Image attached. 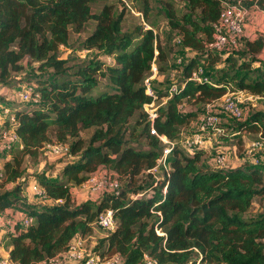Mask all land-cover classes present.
<instances>
[{"label":"trees","instance_id":"16d2710c","mask_svg":"<svg viewBox=\"0 0 264 264\" xmlns=\"http://www.w3.org/2000/svg\"><path fill=\"white\" fill-rule=\"evenodd\" d=\"M97 1L103 4L93 13ZM183 1V13L166 2L168 25L174 41L181 40V47L196 53L198 60L184 67L180 92L150 122L143 108L153 99L144 81L153 62L162 73L168 61L155 24L145 21L153 12L151 0H132L147 27L132 32L123 31L124 13L111 0H0V91L15 82L22 85L23 75L18 74L27 59L41 72L25 81L35 86L39 103L10 107L20 146L12 148L13 156L3 165L2 184L14 187L0 193V214L14 209L33 218L27 230L4 235L14 264H37L66 252L77 235L91 236L99 216L109 210L116 228L100 244L103 254L119 255L122 264H145V256L157 264H264V206L255 218H245L256 198L264 201L259 168L206 166L204 150L189 154L175 145L167 159L169 172H151L167 147L152 128L169 142H178L197 116L182 111L186 102L206 106L228 90L264 97V61L258 57L264 36L241 37L240 47L226 58L205 50L225 1L264 10V0ZM91 21L94 29L80 50L97 51L112 61L70 66L60 49L68 48L71 34L83 33ZM247 56L251 61L242 63ZM200 61L212 84L190 80ZM253 63L262 67L253 68ZM100 80L108 84L104 89ZM237 126L239 134L264 135V112L250 113ZM88 131L92 133L83 138ZM54 144L68 148L64 156L69 161L55 174L45 169L29 175L26 159L36 161ZM102 169L119 179L118 194L106 192L78 204L71 190ZM31 181L45 196L40 204H28L22 196Z\"/></svg>","mask_w":264,"mask_h":264},{"label":"built area","instance_id":"2783aa9c","mask_svg":"<svg viewBox=\"0 0 264 264\" xmlns=\"http://www.w3.org/2000/svg\"><path fill=\"white\" fill-rule=\"evenodd\" d=\"M256 7V6H255ZM258 8V7H256ZM250 10L242 5L241 2L232 4L225 1L221 10L219 19L216 23L212 24L213 38L212 41L206 44L205 50L207 53L222 54L223 51L230 53L237 50L240 47V38L244 35L245 24L248 20ZM140 15V14H139ZM181 44V40H179ZM188 52H192L189 49H185ZM194 53V52H193ZM157 54V53H156ZM196 54V53H195ZM108 61L112 60L108 58ZM179 64L186 66L181 59L178 60ZM158 68L156 62H153L151 68V74L145 79L144 87L146 94L152 97L150 104L144 105V111L148 115L150 122H153L158 115L159 107L164 106L169 100H171L178 92H180L181 85L172 84L165 96L159 97L153 88V81L158 78ZM190 80L197 83L212 84L213 81L205 74L204 62L200 61L196 68L193 70ZM34 85H28L19 94V102L26 104H38L40 101V95L34 93ZM0 96H4V89L0 91ZM263 97L254 96L240 90H228V93L224 95L218 101L206 105L204 113L199 115L195 121V127L197 133L191 138H186L182 142H169L165 136L157 134L155 129L152 128V133L155 134L164 144L167 145L163 152L162 157L158 160L157 166L152 169V173L158 170L169 172V164L167 163L168 155L171 153L175 145H179L189 154H193L197 150H206L207 139L206 133H213L214 136H226V131L220 127V123L223 118L221 116L231 119L235 123L244 121L243 116V104H254ZM160 100L161 103L156 105V102ZM16 119L12 109L6 105H0V146L3 150H6L7 154L10 153L13 147L20 146V141L16 133ZM231 136L239 135L238 131L231 132ZM258 139L252 141L249 145V152L254 153L256 151H264V135L258 134ZM48 149L52 153L61 154V156L67 154L68 148L61 144L48 145ZM220 148V149H219ZM216 154L211 158L210 162L212 166L219 169H230V156L227 153L229 148L219 147ZM102 172H97L91 176V178L83 184L82 188L94 193L96 199L103 193L118 194L121 183L117 176L102 169ZM2 174L0 175V178ZM34 189L36 193L45 200L42 189L39 187L36 181H33ZM49 202V201H47ZM33 224V218L26 213H21L19 219H13L9 221L11 227L10 232L12 234H19L27 230ZM94 227H99L103 230L112 232L116 228V223L113 219V212L111 210L101 214ZM107 237V236H106ZM88 237L77 235L70 243L66 252L41 261L37 264H122V258L119 255L106 258L99 253L91 252L87 248ZM0 264H14L9 256H0ZM145 264H157V262L151 257L145 256Z\"/></svg>","mask_w":264,"mask_h":264},{"label":"rangeland","instance_id":"374dc122","mask_svg":"<svg viewBox=\"0 0 264 264\" xmlns=\"http://www.w3.org/2000/svg\"><path fill=\"white\" fill-rule=\"evenodd\" d=\"M172 1L175 5V8L179 12H185L186 11V2L183 0H151V5L153 8V12L149 15L148 20L145 19L146 23H154L157 32L160 34V39L162 42V45L168 50V61L167 64L164 65V71L162 73H158V78H156L153 81V88L156 92V95H164L168 92L169 88L172 84L180 85L181 81L183 80V72L184 67L179 64L178 60L181 59L183 63L186 65L190 60H198L197 54L193 52H188L185 49L181 47V44L179 43V39L175 40L173 32H171L168 20L166 17L167 13V4L166 2ZM114 4H116L120 11H123L124 13V20L122 24V28L124 32H132L135 30L136 27H145L144 19L137 10H139V5L136 3H132V0H111ZM103 2L97 1L93 6V13L98 12L101 9ZM95 23L93 21L89 22L86 25L85 31L81 34H75L72 33L70 37V46L68 48L61 47V56L63 59H68L70 66H77L86 62H90L92 60H100V61H107L108 59L104 56H101L97 51H85L80 50V46L83 43V41L92 33L94 29ZM222 56L224 58L227 57V53L225 51L222 52ZM251 57L247 56L244 60L241 62H250ZM199 63V62H198ZM23 70L18 75H23L22 85H15L18 84V82H15L13 87L9 88H3L4 89V96H1L5 103H2L0 105H6L8 107H14L17 108L22 105L19 102V94L26 88V83L28 78H31L33 75L31 73H37V63H32L30 60H25L22 63ZM157 66V65H156ZM253 68L260 67L258 63L252 64ZM262 67V66H261ZM211 76L214 74L215 70L209 71ZM38 73H41L38 71ZM37 73V74H38ZM212 79V78H211ZM100 89H104L106 87L107 82L104 80H100ZM161 103L160 100L156 102V105H159ZM262 102H259L256 107L252 106L251 104H243V116L244 119H246L249 115L248 113H252L254 111L260 110ZM28 106V105H27ZM182 111L185 113H194L197 114L196 118L194 117L192 119L191 125L183 130V134L180 135L179 143L184 141L186 138H191L193 135L197 133L196 127H195V121L199 115L205 112L206 106L200 103H196L195 101H189L186 102L182 106ZM223 118L222 122L220 123V127L223 128L226 131V136H217V140L213 143V147L223 146L226 145L227 148L229 147H238V155L244 151V147L246 143H249L251 141H254L258 139V134L252 133V132H245L243 134H239L237 136H231V132L237 130L238 126L237 123L233 122L231 119L221 116ZM135 119L133 118L130 122V124L127 127V133L132 130V127L134 125ZM92 133V131L84 132L82 133L83 138H88L89 135ZM214 136L213 133H206L205 138L207 141L210 142L211 138ZM0 146V164L4 162V160H9L11 156L8 154L6 150H3ZM49 146H46L41 152V155L39 159L36 161L31 158H27L24 167L27 168V172L31 176L39 175L42 171L45 169L49 171L56 172L61 166H63L65 163H67L69 160L66 159V156H61V154L52 153L50 149H48ZM210 147V146H209ZM16 152V149L13 151ZM217 149L214 150H207L206 157H205V163L207 165H211V158L216 154ZM227 153H229V149L227 150ZM103 170H100L99 172H102ZM161 169L156 171V174L161 175ZM55 174V173H54ZM33 181L30 182L29 186L25 188V190L22 192V196L26 203L28 204H40L42 203L41 197L36 193L34 189ZM14 187V185L11 186V184H8V189L3 186L1 178H0V193H2L5 190H10ZM72 195L75 201H82L81 198H89V200L96 199V196L94 193L89 192L88 190H85L82 187H75L72 189ZM264 201L261 198H256L251 210L245 215L246 219L255 218L263 211ZM110 234L109 231L103 230L99 227H94L93 234L88 239L87 248L91 252L99 253L100 255L103 254L104 246H102L100 243L101 241ZM3 245L4 251H7V247L5 246L4 239L0 243ZM4 251H0V256H4ZM103 257L109 258L108 255L103 254Z\"/></svg>","mask_w":264,"mask_h":264},{"label":"crops","instance_id":"0c3cea01","mask_svg":"<svg viewBox=\"0 0 264 264\" xmlns=\"http://www.w3.org/2000/svg\"><path fill=\"white\" fill-rule=\"evenodd\" d=\"M250 13H249V17L248 20L245 24V29H244V35L243 37L249 39V40H255L260 36H264V10H261L259 8L256 7H252V9H249ZM259 59L264 61V48L261 51V53L258 55ZM262 102L261 106H260V110L258 111H263L264 112V97L261 100H258L256 103L252 104V106L256 107V105ZM250 113H248L249 115ZM183 134V133H182ZM259 136V135H258ZM217 136H213L210 140V142L207 143V147L205 152H207V150H214L217 149L219 147H227L226 145L223 146H218L217 147H213V143L216 141H219L216 139ZM213 141V143H212ZM252 142V141H251ZM246 143L245 147H244V151H242L239 155H238V147L234 146V147H229V156H230V169H235V168H239L242 166H251V167H257L259 168L263 173H264V151H256L254 153L249 152V145L250 143ZM210 146V147H209ZM220 149V148H219ZM8 155V154H7ZM11 156V155H10ZM6 160H4L5 162ZM4 162L2 164H0V175L3 173V165ZM212 166V164H211ZM14 184H11V186ZM5 187L8 189V184L5 185ZM72 192V190H71ZM82 201H76L78 204L89 200V198H81ZM21 215V212L19 210H14V209H6L3 213L0 214V243L2 242V240L4 239V235L6 233L10 232V225H9V221L13 220V219H19ZM90 238V236H88V239ZM3 245L0 244V251H4ZM4 256H9V249H7V251H4Z\"/></svg>","mask_w":264,"mask_h":264}]
</instances>
